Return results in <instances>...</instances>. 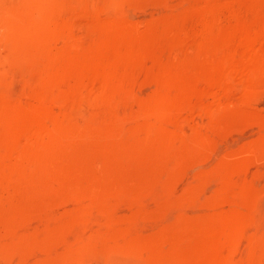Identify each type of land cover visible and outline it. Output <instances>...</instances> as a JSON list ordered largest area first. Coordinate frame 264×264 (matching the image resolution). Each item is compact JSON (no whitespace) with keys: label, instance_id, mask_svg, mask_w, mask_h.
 Wrapping results in <instances>:
<instances>
[{"label":"rangeland","instance_id":"rangeland-1","mask_svg":"<svg viewBox=\"0 0 264 264\" xmlns=\"http://www.w3.org/2000/svg\"><path fill=\"white\" fill-rule=\"evenodd\" d=\"M15 8L0 264H264V0Z\"/></svg>","mask_w":264,"mask_h":264},{"label":"bare ground","instance_id":"bare-ground-1","mask_svg":"<svg viewBox=\"0 0 264 264\" xmlns=\"http://www.w3.org/2000/svg\"><path fill=\"white\" fill-rule=\"evenodd\" d=\"M12 11H13L12 13H14L15 15H12L10 17H6L4 22L1 19L2 23L0 24V35L3 36V37L6 36V35H9V36L11 35V37H12L14 35V33L17 31V27H16L17 24L15 23L13 18H15V16L20 17V15H21L20 8H15ZM0 16H1V14H0Z\"/></svg>","mask_w":264,"mask_h":264}]
</instances>
